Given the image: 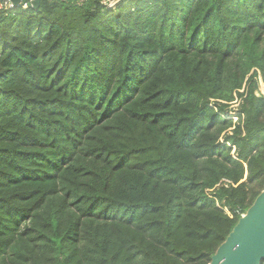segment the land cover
<instances>
[{
  "label": "trees",
  "instance_id": "16d2710c",
  "mask_svg": "<svg viewBox=\"0 0 264 264\" xmlns=\"http://www.w3.org/2000/svg\"><path fill=\"white\" fill-rule=\"evenodd\" d=\"M39 1L0 10V264H207L264 187V0Z\"/></svg>",
  "mask_w": 264,
  "mask_h": 264
},
{
  "label": "water",
  "instance_id": "95a60500",
  "mask_svg": "<svg viewBox=\"0 0 264 264\" xmlns=\"http://www.w3.org/2000/svg\"><path fill=\"white\" fill-rule=\"evenodd\" d=\"M19 4L20 0H13ZM39 0L29 3L39 6ZM264 262V187L217 247L207 264H263Z\"/></svg>",
  "mask_w": 264,
  "mask_h": 264
},
{
  "label": "built area",
  "instance_id": "2783aa9c",
  "mask_svg": "<svg viewBox=\"0 0 264 264\" xmlns=\"http://www.w3.org/2000/svg\"><path fill=\"white\" fill-rule=\"evenodd\" d=\"M31 1L32 0H20L19 4H15L13 2V0H0V10L1 9H13V8H15L17 6H20L23 9H27L28 7H30L29 3ZM59 1L72 2V3H75V4L81 5L84 2H86L87 0H59ZM119 1L120 0H104L103 3L110 7V6L118 3Z\"/></svg>",
  "mask_w": 264,
  "mask_h": 264
},
{
  "label": "rangeland",
  "instance_id": "374dc122",
  "mask_svg": "<svg viewBox=\"0 0 264 264\" xmlns=\"http://www.w3.org/2000/svg\"><path fill=\"white\" fill-rule=\"evenodd\" d=\"M115 4L110 6L111 8H114ZM258 81H259V87L256 91L257 94H264V80L261 78L260 75H258ZM238 102L234 101L229 105L228 112L224 115L225 117H231L233 121L237 120V113H238ZM230 110V111H229Z\"/></svg>",
  "mask_w": 264,
  "mask_h": 264
}]
</instances>
